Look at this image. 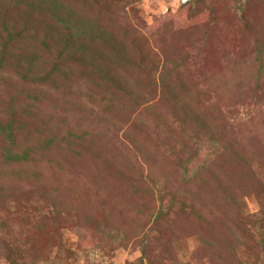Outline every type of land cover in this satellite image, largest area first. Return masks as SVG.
Here are the masks:
<instances>
[{
	"label": "rangeland",
	"instance_id": "374dc122",
	"mask_svg": "<svg viewBox=\"0 0 264 264\" xmlns=\"http://www.w3.org/2000/svg\"><path fill=\"white\" fill-rule=\"evenodd\" d=\"M68 1L0 0V264H264V0Z\"/></svg>",
	"mask_w": 264,
	"mask_h": 264
},
{
	"label": "trees",
	"instance_id": "16d2710c",
	"mask_svg": "<svg viewBox=\"0 0 264 264\" xmlns=\"http://www.w3.org/2000/svg\"><path fill=\"white\" fill-rule=\"evenodd\" d=\"M59 1L63 2L64 0H41V3L39 2L37 7H39V8H41V6L45 7L44 10L46 12L49 11L51 14H53L55 21L59 25L70 27V25H67L65 22L66 13H64V11H63L64 9H63V7ZM87 2H88V0H79V5H83L84 3H87ZM68 3H74V5H76V4H78V0H69ZM0 23H3V22H0ZM4 30L8 34L7 37L9 39V36H10L9 33H11V31L9 30L7 23H5V25H4ZM68 32H72V31L69 29ZM77 33L79 36L81 35V33H79V32H77ZM84 34H86V32H84ZM60 39L63 40L65 44H67V45L69 44L68 43L69 39H64V38H60ZM4 41H7V40H4ZM48 47L50 48L49 45H48ZM59 52H60L59 54L61 56H65V53L67 52V48L66 47H64L62 49L59 48ZM3 56L0 58V69L3 66L4 62L6 63V61H2ZM27 67L28 68L30 67L29 70H33L32 69L33 66L31 63H28ZM46 77H50V74H47L38 80H43ZM12 115L13 116L11 117V119H9L7 122H1L0 121V135L6 141V144L8 145L6 147V144H5L6 148H4L5 149L4 157L8 161H14V162L25 161L28 158V157L26 158V152L25 151H21V152L16 151L13 147L15 144V141H14V139H15V120H14V114H12ZM211 138L213 141L216 140L213 137H211ZM226 178H231V176L225 177V175L224 176L221 175L222 182L225 183ZM225 187L226 188H231V187L233 188V185H232V183H229V185L225 184ZM0 205H3V203L1 202ZM262 237L264 238V236H262Z\"/></svg>",
	"mask_w": 264,
	"mask_h": 264
},
{
	"label": "water",
	"instance_id": "95a60500",
	"mask_svg": "<svg viewBox=\"0 0 264 264\" xmlns=\"http://www.w3.org/2000/svg\"><path fill=\"white\" fill-rule=\"evenodd\" d=\"M187 1V0H186Z\"/></svg>",
	"mask_w": 264,
	"mask_h": 264
}]
</instances>
